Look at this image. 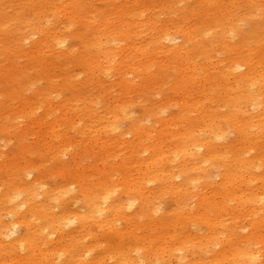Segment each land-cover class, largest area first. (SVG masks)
Masks as SVG:
<instances>
[{
  "label": "rangeland",
  "instance_id": "obj_1",
  "mask_svg": "<svg viewBox=\"0 0 264 264\" xmlns=\"http://www.w3.org/2000/svg\"><path fill=\"white\" fill-rule=\"evenodd\" d=\"M75 1L0 0V213L5 214L9 264H176L197 256L210 264H264V209L248 203L242 208L232 194L221 216L215 206L205 213L222 220L215 229L197 217L203 200L219 207L220 194L231 191L220 184L235 173H230L227 153L239 141L241 121L253 140L243 156L254 162L255 170L234 178L242 188L234 193L243 200L255 195L264 205V35L254 43L246 40L264 22V0H79L78 7L88 5L74 10ZM212 13H219L221 26H213L218 16ZM200 14L208 24L198 21ZM228 23L234 31L225 27ZM195 26L199 30L187 55L176 58L182 52V30ZM164 32L171 38L158 41ZM224 35L229 39L219 38ZM222 41L232 48L225 49ZM198 43L205 47L197 57ZM132 44L137 46L135 74H123L118 70L124 66L120 52ZM109 49L113 58L106 54ZM98 61L103 73L94 80L92 67ZM145 61L154 66H143ZM235 62L247 64L241 72L248 64L256 72L246 80L252 85L246 88L252 101L236 114L230 109L237 102ZM229 65L232 74L226 79L223 72ZM195 99L200 100L197 106H187ZM205 102L221 122L224 136L217 153L225 159L201 158L198 162L209 169L202 183L185 185L177 162L181 145L175 144L190 123V130L203 138L207 121L196 109ZM95 124V129L109 124L115 131L100 135ZM99 135L102 144L95 142ZM104 142L112 152L102 153ZM136 144L142 147L137 157L129 152ZM147 147L167 151L164 169L177 185L173 190L158 181L135 187L144 174L155 173L146 168L152 155L144 151ZM194 163L188 159L189 166ZM62 169L64 176L58 173ZM187 178L197 176L192 170ZM100 180L106 184L100 186ZM181 189L186 194L179 199ZM142 193L153 200L139 217ZM108 194V204L133 205L105 218L99 209L108 204L92 207L87 200L91 195L103 200ZM184 199L186 210L180 206ZM229 232L234 236L228 238ZM18 238L24 244L15 246ZM52 240L55 246L49 244ZM243 251L252 252L256 261L242 259Z\"/></svg>",
  "mask_w": 264,
  "mask_h": 264
},
{
  "label": "bare ground",
  "instance_id": "obj_2",
  "mask_svg": "<svg viewBox=\"0 0 264 264\" xmlns=\"http://www.w3.org/2000/svg\"><path fill=\"white\" fill-rule=\"evenodd\" d=\"M75 1V0H74ZM81 1V0H80ZM80 1L79 0H76L74 3H75V6L74 7H71V8H73L74 10L77 8H80L81 6H79L78 7V5H81L80 4ZM72 2H73V0H72ZM72 2H71V5H72ZM82 2V1H81ZM85 2H87V1H85ZM208 2V1H207ZM153 3H155V2H153ZM203 3H205V2H203ZM52 4L54 5V3L52 2ZM74 5V4H73ZM85 5H88V4H86V3H84V5L83 6H85ZM127 5V4H126ZM206 5H209L208 3L206 4ZM82 6V7H83ZM81 7V8H82ZM90 7L91 6H89V9H90ZM129 7V6H128ZM84 8H87V6L86 7H84ZM83 8V9H84ZM125 8V7H124ZM123 8V9H124ZM127 8V7H126ZM73 9H71V11L73 10ZM121 9H122V7H121ZM200 9H202V8H200ZM223 9H225V8H223ZM120 10V9H119ZM206 10V9H205ZM77 11V10H76ZM76 11H75V13L74 14H79V12H77L76 13ZM85 11H88V10H85ZM122 11V10H121ZM127 11V10H126ZM207 11V10H206ZM213 11V10H212ZM88 12H90V11H88ZM98 12H100V13H102L101 11H98ZM209 12V11H208ZM82 13V12H81ZM124 13H125V11H124ZM129 12L127 11V13L126 14H128ZM193 13V12H192ZM202 13H205V12H203L202 11ZM213 13H215V12H213ZM212 13V14H213ZM99 14V13H98ZM125 14V15H126ZM80 15V14H79ZM214 16H218L219 15V13L218 14H213ZM212 15V16H213ZM81 16V15H80ZM121 16V15H120ZM211 16V17H212ZM79 17V16H78ZM85 16H83V17H81V18H84ZM123 17H124V14H123ZM202 16H201V14H200V18H201ZM205 18V17H204ZM86 19H87V17H86ZM127 20H128V18H126ZM125 19V20H126ZM221 19V17L220 16H218V17H215V24L213 25V26H215V27H217L218 25L219 26H221L222 24V22L223 21H220V24H217V22H219V20ZM126 20V21H127ZM85 21V20H84ZM88 21V20H87ZM89 21H90V17H89ZM121 21H123V20H121ZM120 21V22H121ZM198 21H200V23H205V24H208V22H207V19H203V18H201V20H199L198 19ZM86 22V21H85ZM123 22H125V21H123ZM122 22V23H123ZM129 22V21H128ZM148 22L149 21H147V24H148ZM155 22V21H154ZM154 22H152V23H154ZM90 23H92V21H90ZM94 23V22H93ZM127 23V22H126ZM149 23H151V21L149 22ZM151 25V24H150ZM149 25V26H150ZM153 25V24H152ZM127 26V25H126ZM141 26V25H140ZM155 27L157 26V25H154ZM229 23L225 26L226 28H228V29H230L231 28V26H229ZM139 27V26H138ZM138 27H135V28H138ZM142 27V26H141ZM143 27H144V24H143ZM134 28V27H133ZM161 28V27H160ZM225 28V29H226ZM147 29V28H146ZM159 29H157V30H154L155 32L156 31H158ZM163 26H162V29H160V31L159 32H163ZM193 30H195V31H193ZM199 30V27H197V26H195V27H190V28H187V29H184V30H182L183 31V36H184V41H183V44H182V52H181V54H177V53H175V55H176V58H181V56L182 55H184V54H186L187 52H185V50H186V47H187V45H190L191 44V41L193 40V39H195L196 37H197V34L195 35V33H196V31H198ZM224 30V29H223ZM153 31V32H154ZM193 31V32H192ZM232 31H234L232 28H231V30H230V32H232ZM135 32V31H134ZM140 32V31H139ZM166 32H164V34L159 38V40L158 41H160V40H163L164 38L165 39H167V38H171V35L170 34H168V33H166ZM106 35V34H105ZM263 35H264V22H263V24H261V25H256V26H254L253 27V30L250 32V34H248L247 36H248V38H246V40H250V42L251 43H254V42H257L258 40H260L262 37H263ZM134 36H135V34H134ZM151 38V37H150ZM219 38H222V39H225V40H227V39H229V38H227L225 35L224 36H219ZM150 40H152V39H150ZM153 40H154V38H153ZM154 42V41H153ZM156 42V41H155ZM224 44H226V46H225V49H230V48H232V46L230 45V44H227L226 43V41H222ZM59 45H64V42H59L58 43ZM136 45V44H135ZM199 45H201V46H199ZM134 45L132 44V46L130 45V46H128L127 48H124L121 52H120V54H122L121 56L123 57V59L121 60L123 63H124V66H122V67H119V71H122V73L123 74H135V68H136V65H135V56L137 55L135 52H136V47L134 48L133 47ZM196 46H199V49H197V50H199V54H198V52L196 51V56L198 55H200V52H201V54H203V52L200 50L201 49V47H205V45L203 44L202 45V43H198V45H196ZM149 47V46H148ZM222 47V46H221ZM149 48H151V47H149ZM148 48V49H149ZM136 49V50H135ZM193 50L195 49V48H192ZM222 49H223V47H222ZM138 50H139V47H138ZM151 49H149V51H150ZM146 51L147 50H143L142 51V53L144 54V53H146ZM192 51V50H191ZM195 51L194 52H192V53H195ZM189 52V51H188ZM38 53V52H37ZM149 53V52H148ZM148 53H147V55H148ZM189 53H191V52H189ZM188 53V54H189ZM39 54V53H38ZM107 55H109L111 58H113V54H114V52L111 50V49H109L108 50V52L106 53ZM187 55V54H186ZM191 55V54H190ZM144 56V55H143ZM149 57H151L150 56V54L148 55ZM193 56V55H192ZM197 56V57H198ZM201 56V55H200ZM208 56V55H207ZM206 56V57H207ZM175 57V56H174ZM197 57H195L194 56V60H196V59H198ZM33 58H35V57H33ZM32 58V59H33ZM144 58H145V56H144ZM147 58V57H146ZM186 58H188L187 56L184 58L186 61L189 59V61H190V58H188V59H186ZM141 59V58H140ZM139 59V60H140ZM154 59V58H153ZM175 61H176V59L175 58H173ZM202 59V58H201ZM207 59H208V57H207ZM98 60V59H97ZM145 60H147V59H145ZM103 61H104V63H105V59H103ZM144 61V60H143ZM150 61V60H149ZM183 61V60H182ZM191 61H193V59L191 60ZM95 62H96V60H95ZM177 62V61H176ZM175 62V63H176ZM194 62V61H193ZM193 62H192V64L191 65H193ZM151 63V62H150ZM178 63H181V62H178ZM187 63H188V61H187ZM197 63V62H196ZM96 64V63H95ZM98 65H96L94 68L92 67V78L95 80V78H97V77H100V75L103 73V70H102V68H101V70H100V68H99V66L101 65V64H103V62H101V64H100V61H98V63H97ZM120 64H121V62H120ZM152 64H153V62H152ZM44 65V64H43ZM123 65V64H122ZM141 65V64H140ZM142 65L143 66H145V67H153L152 65H150V64H148V61H145V62H143L142 63ZM185 65H186V63H185ZM191 65H188V66H191ZM209 65V64H208ZM178 66H180V64L178 65ZM184 65H182V67H183ZM196 66V65H195ZM19 67V66H18ZM100 67H102V66H100ZM138 67V66H137ZM186 67V66H185ZM185 67H184V70H185ZM247 68V64L246 63H242V62H235L234 63V65H233V68L234 69H232V71H237L235 74H233L234 76H236L237 77V82H236V85H235V87H234V89H233V91L235 92V96H234V99H235V101L237 100V102H236V105L234 106V104L233 103H231V106H230V109H232V110H234V112H235V114L236 113H238L239 111H242L243 112V110L244 109H246L247 107H248V105H249V103L252 101V97L251 96H247V93L249 92V91H247L246 90V88H248V86H252V85H247L246 83H247V78H249V79H254L255 77H253V76H255V74H256V72H253L252 71V69H251V67H250V65L248 64V70H246L245 72H241V71H239L241 68ZM134 68V69H133ZM178 68V67H177ZM211 68H212V66H211ZM142 69V68H141ZM181 69V68H180ZM179 69V71H181ZM190 69V68H189ZM189 69H187V70H189ZM192 69V68H191ZM231 65H229V67L226 69V71H224L223 72V74H225L224 76L226 77V75L228 76V75H230V74H232V72H231ZM134 70V71H133ZM183 70V69H182ZM219 70V69H218ZM125 72V73H124ZM122 73H119V74H121L122 75ZM123 76V75H122ZM121 77V76H120ZM124 77V76H123ZM122 78V77H121ZM184 78V77H183ZM218 78V77H217ZM228 77H226V79H227ZM97 79H99V78H97ZM214 79V78H213ZM213 79H211V82H212V80ZM256 80V79H255ZM264 80V79H263ZM213 81H215V79L213 80ZM98 82H100V81H98ZM179 82V81H178ZM216 82V81H215ZM177 83V82H176ZM217 83V82H216ZM182 85V84H181ZM262 85H264V84H262ZM122 86V85H121ZM177 86V85H176ZM209 88H211V89H213V87H209ZM221 86H218L217 87V89L218 90H221ZM174 89V88H173ZM205 91V89H202L201 91H200V94H202L203 92ZM16 92H20V89L19 90H17ZM263 92H264V88H263ZM14 93V92H13ZM10 95L12 94V93H9ZM8 94V95H9ZM10 95L8 96V97H10ZM208 96L209 95H207V99H211L210 97L208 98ZM199 99H195V100H190L188 103H187V106H191V107H193V106H197L198 104H199ZM198 109H196V110H200L201 111V118H202V120H205V121H207V125H206V129H205V131H204V136H203V138H199V134H198V130H190V127H192V124L190 123V124H188V128H187V131L186 132H184L181 136H179L178 137V139H177V143L175 144V146H179V145H181L180 147H179V152L178 153H181L180 155H179V157H178V160H177V162H178V164H179V166L183 169V174H184V176H185V185H188L190 182H192L194 185H197L198 183H202V181H203V178H202V175H206L207 174V172H208V170L209 169H206L203 165H202V163L201 162H198V161H200L201 160V158L203 159V160H206V161H208L209 160V158H219V160H223V159H225V155L224 154H219V153H217V150H218V147L219 146H217V144H218V141H220L221 139H223V136H224V133H223V130L221 129V126H220V120H219V118H218V116H214V113H213V111H212V109H210V107L208 106V103L207 102H205V103H201L198 107H197ZM235 108V109H234ZM7 110V109H6ZM8 111V110H7ZM6 111V112H7ZM9 112V111H8ZM7 112V113H8ZM263 113H264V111H263ZM234 118H235V116L236 115H232ZM113 117H116V116H113ZM5 117H3L1 120H3ZM117 118V117H116ZM108 119V118H107ZM101 121V120H100ZM13 122V121H12ZM94 122V121H93ZM99 122V121H98ZM98 122H96L97 124H98ZM9 124V123H8ZM12 124V123H11ZM97 124H95L93 127H94V129H95V127H97L98 125ZM103 124V123H102ZM241 126L239 127V130H240V138H239V141H238V143H237V145H235L234 147H231V149H229L226 153L227 154H229V155H231V157H232V159H231V171H230V173L231 172H233V171H235V173H233V174H230L229 176H227L226 178H224L222 181H221V184H220V186L221 187H224V188H230L231 189V191H229V190H227V191H225L224 193H222V194H220V195H222V201H221V203H220V206L219 207H216L217 205L216 204H213V203H210L208 200H203V203L202 204H200L199 206H200V210H201V212L199 213L198 212V214H197V217H199L200 219H204L205 221H206V223L209 225V227H211V228H213V229H215L217 226H219V225H221V222H222V220L221 221H217V220H215L216 218H218L217 216L215 217L214 216V218H211L209 215H211V214H208V216H206L205 215V213L207 214V213H209V212H211L212 211V208H211V206L212 207H214V209L215 208H217L215 211L218 213V216H221V215H219L220 214V212L222 213V211L226 208V204H224V203H227V200H229L230 199V196L233 194V196H235V197H237L238 199H239V201H238V203L241 205L240 207H242V208H245L246 206H247V203L248 204H253V205H256L255 206V208H257V211H263V209H264V205H262V203H261V199H255V198H257L255 195H252L251 197H248V198H246V199H242L243 197L242 196H236V194L234 193L235 191H237V190H241L242 188H241V186H238L237 185V179L235 180L234 178H244L245 176H247V175H252V171L253 170H255L254 168H255V165H254V162L253 161H251V160H248V159H246V158H244V151H242V150H244V149H246V148H248L250 145H251V143H252V139L250 138V139H248L247 137H249V135H248V133H247V135H246V131L247 130H249V127H245L244 126V122L243 121H241ZM93 129V130H94ZM2 130V129H1ZM102 130H104L103 132H102ZM113 131H115V129L114 128H112L111 127V125H109V124H107V125H102V127L101 128H99V129H95V133H99L100 135L101 134H103V135H107L109 132H113ZM248 132H250V131H248ZM86 132L84 131V132H82L81 133V135H84ZM105 133V134H104ZM97 134H95V136H96ZM100 135L97 137V140L95 141V142H99V143H103L102 142V138L100 137ZM94 136V137H95ZM83 137L84 136H82V140H83ZM86 137V136H85ZM103 137V136H102ZM96 138V137H95ZM95 140V139H94ZM241 141H243L244 143H245V145H243L242 147H241ZM94 143V142H93ZM92 146V145H91ZM137 148H136V147ZM131 145V146H129V152H131L132 154H133V156H135V157H137V155L139 154V152H140V150H141V148L142 147H140L139 148V145L138 144H136V145ZM217 146V147H216ZM67 148V147H66ZM100 148V147H99ZM103 152V154H105V152L106 153H110V152H112V149H111V147L109 146V145H107L105 142H104V144L102 145V148H100ZM59 150V149H58ZM101 150H99V151H101ZM144 151L145 152H152V155H151V161L149 162V163H147V165H146V168H150V167H152L154 170H153V173H154V175H151L150 173H152V172H147L146 174H144L143 176H144V178H143V180L142 181H140L135 187L136 188H139V189H142V187H143V185H144V181H147L148 182V184H151V183H154V182H156V181H158V183L163 187V186H166V187H168L170 190H173L175 187H177V185H176V183H175V181L173 180V179H171V175L168 173V172H166L165 171V169L164 168H168V166H167V161H168V158L169 157H167L166 155H167V151H164V150H162V148L161 147H157L156 149H155V147H153L152 149H150L149 147H147L146 149H144ZM59 153V157H60V155L63 153V151H60V152H58ZM116 154V153H115ZM198 154H199V156H198ZM111 155V154H110ZM113 155H114V153H113ZM109 156V155H108ZM107 156V157H108ZM188 159L189 160H192V161H196V163H194V164H191L190 166H189V164H188ZM257 159V158H256ZM256 161V160H255ZM30 166V165H29ZM3 167V169H4V166H2ZM141 168V167H140ZM64 169V168H63ZM62 169V171H60V172H58L60 175H62V176H64V175H66V173L67 172H65V170H63ZM5 170H6V167H5ZM5 170H4V172H5ZM78 170V169H77ZM80 170V169H79ZM140 170V169H139ZM192 170H193V172H195V174H196V176H197V178H194V179H188L187 178V173L188 172H192ZM147 171H149L148 169H147ZM150 171H152L151 170V168H150ZM69 172V171H68ZM73 172V171H72ZM7 174H9V171L7 172ZM12 174H13V172H12ZM14 174H15V172H14ZM70 174V173H69ZM238 174V175H237ZM11 175V174H10ZM10 175H8V176H10ZM16 175V174H15ZM71 175V174H70ZM82 175H84V174H82ZM237 175V176H236ZM7 176V177H8ZM61 176V177H62ZM85 176V175H84ZM83 177V176H82ZM84 178V177H83ZM101 178V177H100ZM139 178V177H138ZM141 178V177H140ZM147 178V179H146ZM82 179V178H81ZM10 180V179H9ZM85 181H86V176H85V179H84ZM137 180H139V179H137ZM130 181V180H129ZM100 182V186H104L105 184H106V182L105 181H102V180H100L99 181ZM131 182V181H130ZM8 183H10V182H8ZM133 183V182H132ZM131 183V184H132ZM157 183V182H156ZM134 184V183H133ZM133 184H132V186H133ZM136 184V183H135ZM159 185V186H160ZM16 187V186H15ZM109 187V186H108ZM17 188V187H16ZM29 189V188H28ZM28 189H27V191H28ZM146 189V188H145ZM188 189V188H187ZM136 190V189H135ZM189 190V189H188ZM113 191V190H112ZM112 191L111 192H109V194L110 193H112ZM146 191V190H145ZM32 192V191H31ZM107 192H108V190H107ZM129 192V191H128ZM131 192H135V191H133V190H131ZM138 192H140V190L138 191ZM143 192V191H142ZM180 192H181V194L179 195V199H181L182 198V196H183V194H186V192H185V189H181L180 190ZM7 193V192H6ZM29 193V192H28ZM28 193H27V195H28ZM106 193V192H105ZM130 193V192H129ZM158 193V192H157ZM92 194V193H91ZM94 194V193H93ZM107 195V196H105V198H102L103 200H100L99 199V197H98V199H97V197L96 196H93V195H91L89 198H88V202H90V204H92L91 206L92 207H97L98 205H99V203H103V204H108L109 203V200L111 199V195ZM155 194V193H154ZM54 195V194H53ZM87 195V194H86ZM147 195H149V194H147ZM33 197V199H36V197H35V194L33 193V195H32ZM37 196V195H36ZM47 196H50V195H47ZM46 196V197H47ZM93 196V197H92ZM26 197H29V195L28 196H26ZM86 197V196H85ZM92 197V198H91ZM140 197H141V204H140V206L138 207L139 208V210H138V216L139 217H143L144 216V214H143V212L145 211V209L148 207V205L151 203V201L153 200V198L152 199H149L148 198V196H146V195H144L143 193H142V195H140ZM151 197V196H150ZM47 198H50V197H47ZM25 200H27V199H25ZM13 201V200H12ZM187 200H183L182 202H180V206H181V208L183 209V210H186L187 209V207H188V203L189 202H186ZM14 202V201H13ZM133 205V203H129L128 204V206L129 207H125L123 204H121V203H117V201H114V202H112L111 204H108V205H106V207L104 208V209H99V210H101V212H103V214H105V218H110L111 216L113 217V216H115V215H117V214H119V213H121V212H123L125 209H130L131 208V206ZM123 208H125V209H123ZM122 209V210H121ZM105 211V212H104ZM214 211V210H213ZM5 214H3V213H0V264H9V261H8V258H7V254L9 253V249H8V246H7V244H6V242H5V232H4V228H5V226H4V219H3V216H4ZM184 215V214H183ZM212 215H214V214H212ZM220 218V217H219ZM112 219V218H111ZM242 229V228H241ZM234 230H236L237 231V229H234ZM233 230V231H234ZM232 234H234V233H232ZM231 234V232H229V234H228V238H230L231 236H234V235H232ZM24 240V239H23ZM23 240L21 239V238H18L17 239V241H18V243H16L15 244V246L16 245H22V244H24L23 243ZM20 241V242H19ZM61 243V242H60ZM49 244L50 245H54L55 246V244H56V242H54L53 240L52 241H49ZM190 246H192V245H190ZM45 255V254H44ZM254 254H252V252H249V251H243V253H242V259H247L248 260V263H250V262H252L253 261V263H254V261H256V259L254 258ZM74 258V257H73ZM43 261V260H42ZM78 261V260H77ZM45 262V261H44ZM87 262V261H86ZM98 262H100V261H98ZM212 261H210V260H205L203 257H201V256H197V257H195V258H193V259H189L188 257H184V258H182L179 262H177L176 264H210ZM43 263V262H42ZM83 262H81V264H82ZM88 263V262H87ZM93 263V262H92ZM85 264V263H84ZM96 264H98V263H96ZM101 264H103V263H101ZM171 264V263H170Z\"/></svg>",
  "mask_w": 264,
  "mask_h": 264
}]
</instances>
